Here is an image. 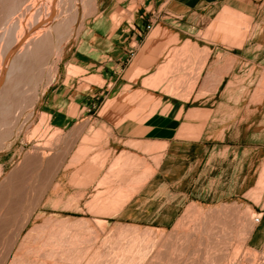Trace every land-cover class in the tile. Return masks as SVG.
I'll return each mask as SVG.
<instances>
[{
  "label": "rangeland",
  "instance_id": "obj_1",
  "mask_svg": "<svg viewBox=\"0 0 264 264\" xmlns=\"http://www.w3.org/2000/svg\"><path fill=\"white\" fill-rule=\"evenodd\" d=\"M100 2V11L106 9L104 18L95 24H88L91 20L87 19L73 43L66 45L57 82L36 108V123L42 114H52L54 127L61 128L66 121L57 112L64 108L67 113L73 102L69 98L80 96L83 112L80 106L78 117L66 122L64 133L88 123L81 134L82 146H74L70 157L88 148L80 167L93 158L94 171L82 169L79 180L74 181L75 168L67 171L65 191L60 196H46L44 202L50 201L49 205L43 203L34 212L6 264L13 260L16 264H229L237 250L238 261L248 255L251 264L264 263V242L250 239L260 225L255 220L261 219L259 214L264 211V48L254 56L242 55L238 61L224 49V67L231 68L224 69V166L219 147L209 165L205 160L200 165L207 149L195 157L188 145L169 148L164 160V145L142 142L143 121H136L140 110H148L150 116L165 93L188 98L194 90L188 85L195 86L200 79L201 61L208 52L198 54L194 65L182 50L177 60L149 73L138 62L146 32L156 22L159 3L138 0L130 6V0ZM242 26L233 19L225 21L224 41L242 35ZM244 27L246 34L248 25ZM70 66L80 71L77 76L68 78ZM171 68L175 72L166 84L156 89L149 85L150 80L164 78ZM196 69L201 72L195 80ZM136 73L138 84L133 85L137 80L131 77ZM93 77L100 82L89 81ZM186 87L191 90L188 94ZM108 101L114 106L103 115L101 109ZM120 105L125 106L122 112L116 109ZM124 115L130 123L121 125ZM179 137L197 136L187 127ZM22 138L2 154L0 180L11 170L9 163ZM94 138L96 142L91 144ZM202 142L218 144L207 135ZM30 146L25 145L24 151ZM122 168L130 171L120 183L114 172ZM147 171L151 172L149 178L117 212L100 207L104 199L129 193ZM94 202L99 205L93 206Z\"/></svg>",
  "mask_w": 264,
  "mask_h": 264
},
{
  "label": "bare ground",
  "instance_id": "obj_2",
  "mask_svg": "<svg viewBox=\"0 0 264 264\" xmlns=\"http://www.w3.org/2000/svg\"><path fill=\"white\" fill-rule=\"evenodd\" d=\"M137 2L138 0H130V6ZM101 6L102 2L99 3V0H0V177L4 168L2 154L10 151L14 143L23 136V143L9 163L12 165L11 170L0 180V264H6L9 260L22 229L31 221L37 208L43 203L44 206L49 205L50 201L44 202L46 196L51 193L58 196L63 194L66 173L70 168L76 170L72 181L79 180L82 169L94 171L93 158L83 168L80 167L88 154V148H81L70 157L74 146H82L81 134L88 127L87 122H82L68 134L64 133L68 120L79 115L80 106L75 98L67 113L64 114V108L57 112V116L67 122L64 121L61 128L54 127L52 114H42L36 123V108L57 79L58 66L64 58L66 45L71 41L73 43L87 19L91 20L88 24H95L104 18L105 9L100 11ZM117 17V14L113 15L111 20L115 21ZM204 60L200 61L204 64ZM198 71L194 72L195 80L200 75L201 70ZM79 72L76 67L70 66L67 76H77ZM174 72L173 69L166 71L164 78L153 79V82L150 80L149 85L156 89L166 84ZM137 76L136 73L131 78L137 80ZM89 81L98 83L100 79L93 77ZM192 84H195L193 80ZM188 87L194 88L192 85ZM185 90L184 93L191 92ZM187 94L185 95L188 96ZM113 106L108 101L100 113H108ZM116 109L122 112L125 107L119 106ZM123 117L121 125L128 122L126 115ZM139 117L141 118L136 121L141 123L148 115ZM95 142V138L90 140L91 144ZM25 145H31L30 149L24 151ZM17 160L19 162L16 164ZM129 171L124 168L116 170V181L125 182V174ZM150 175V171L144 172L129 193L118 194L111 200L104 199L100 207L117 212ZM55 182L57 185L53 187ZM97 205V202L93 203V206ZM8 231L10 232L6 237ZM238 252L239 250L233 254L229 264L253 262L248 255L238 261ZM12 264H16V260Z\"/></svg>",
  "mask_w": 264,
  "mask_h": 264
},
{
  "label": "crops",
  "instance_id": "obj_3",
  "mask_svg": "<svg viewBox=\"0 0 264 264\" xmlns=\"http://www.w3.org/2000/svg\"><path fill=\"white\" fill-rule=\"evenodd\" d=\"M154 1L159 3L155 16L157 19L146 32L138 62L144 64L145 70L154 73L166 63L174 62L177 60L176 55L184 48L194 65L198 54L204 51L208 54L201 77L188 98L163 94L155 111L141 124L142 142L154 146L164 145V160L168 149L173 146H180L181 149L188 145L194 150L195 157L207 149L204 150L206 156L201 159L200 165L203 160L205 165H209L215 157L214 150L219 147L218 156L224 166V69H231L224 67V49L229 50L228 54L238 61L240 56H254L264 48V0ZM232 19L242 23V35L230 37L225 42L224 22ZM245 24L248 25L246 34ZM229 60L231 58H227ZM136 84L138 80L133 83ZM117 94L112 96L115 101ZM76 96L69 98L70 103L75 98L81 104L80 96ZM147 111L140 110L142 117L147 115ZM187 127L190 133L196 134L195 139L179 137L180 131ZM204 135L211 141H218V144L202 142ZM206 151H209L208 156ZM259 215L262 216L258 221L260 225L250 239L264 242V211Z\"/></svg>",
  "mask_w": 264,
  "mask_h": 264
},
{
  "label": "built area",
  "instance_id": "obj_4",
  "mask_svg": "<svg viewBox=\"0 0 264 264\" xmlns=\"http://www.w3.org/2000/svg\"><path fill=\"white\" fill-rule=\"evenodd\" d=\"M148 29H150V26L147 27ZM260 220V218H256V222H258Z\"/></svg>",
  "mask_w": 264,
  "mask_h": 264
}]
</instances>
